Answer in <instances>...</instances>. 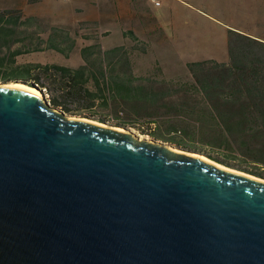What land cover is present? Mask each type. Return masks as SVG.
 Segmentation results:
<instances>
[{
    "label": "water",
    "instance_id": "obj_1",
    "mask_svg": "<svg viewBox=\"0 0 264 264\" xmlns=\"http://www.w3.org/2000/svg\"><path fill=\"white\" fill-rule=\"evenodd\" d=\"M39 91L0 81V264H264V179Z\"/></svg>",
    "mask_w": 264,
    "mask_h": 264
},
{
    "label": "trees",
    "instance_id": "obj_2",
    "mask_svg": "<svg viewBox=\"0 0 264 264\" xmlns=\"http://www.w3.org/2000/svg\"><path fill=\"white\" fill-rule=\"evenodd\" d=\"M32 21L15 8L0 9V81L43 90L65 114L130 128L264 179L263 40L228 30L226 61H187L180 78L156 80L136 75L124 45L102 47L89 35L75 65L26 60L23 55L43 48L67 59L76 46L56 26L45 39L19 30ZM124 35L137 40L131 30Z\"/></svg>",
    "mask_w": 264,
    "mask_h": 264
},
{
    "label": "rangeland",
    "instance_id": "obj_3",
    "mask_svg": "<svg viewBox=\"0 0 264 264\" xmlns=\"http://www.w3.org/2000/svg\"><path fill=\"white\" fill-rule=\"evenodd\" d=\"M8 8L33 19L20 27L25 35L36 30L45 39L56 26L75 39L67 59L43 48L23 55L26 60L75 65L89 35L102 47L124 45L136 75L156 80L180 78L187 61H226L228 30L264 41V0H0V9Z\"/></svg>",
    "mask_w": 264,
    "mask_h": 264
},
{
    "label": "bare ground",
    "instance_id": "obj_4",
    "mask_svg": "<svg viewBox=\"0 0 264 264\" xmlns=\"http://www.w3.org/2000/svg\"><path fill=\"white\" fill-rule=\"evenodd\" d=\"M17 83L23 84V85L29 87L30 89L34 90L35 93H36L37 95H39L40 97L43 96V94H41V92H40L37 88L32 87V86H29V85H27V84H24V83H22V82H17ZM86 120H87V119H86ZM89 121H91V120H89ZM92 122H93V123L101 124V122L96 121V120H92ZM176 150L186 153V151H183V150H181V149H177V148H176ZM202 158L205 159L206 161L210 162V163H213V164H215V165H219V166L225 167V168H227V169H229V170H232L231 168H228V167H226V166H223L222 164H219V163H217V162H215V161H213V160H210L209 158H207V157H205V156H202ZM232 171L237 172L236 170H232ZM238 172H239V171H238ZM241 173H242V172H241Z\"/></svg>",
    "mask_w": 264,
    "mask_h": 264
}]
</instances>
